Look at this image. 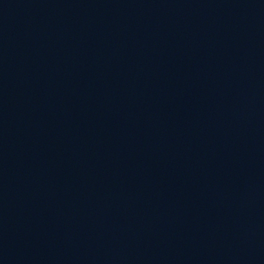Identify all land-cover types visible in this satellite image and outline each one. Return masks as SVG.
<instances>
[{
	"label": "water",
	"instance_id": "obj_1",
	"mask_svg": "<svg viewBox=\"0 0 264 264\" xmlns=\"http://www.w3.org/2000/svg\"><path fill=\"white\" fill-rule=\"evenodd\" d=\"M0 264H264V0H0Z\"/></svg>",
	"mask_w": 264,
	"mask_h": 264
}]
</instances>
